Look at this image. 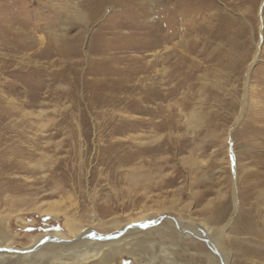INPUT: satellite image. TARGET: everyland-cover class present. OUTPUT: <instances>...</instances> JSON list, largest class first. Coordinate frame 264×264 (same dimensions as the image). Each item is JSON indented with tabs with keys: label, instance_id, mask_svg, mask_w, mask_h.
<instances>
[{
	"label": "rangeland",
	"instance_id": "1",
	"mask_svg": "<svg viewBox=\"0 0 264 264\" xmlns=\"http://www.w3.org/2000/svg\"><path fill=\"white\" fill-rule=\"evenodd\" d=\"M157 219L154 264H264V0H0L2 264Z\"/></svg>",
	"mask_w": 264,
	"mask_h": 264
},
{
	"label": "bare ground",
	"instance_id": "2",
	"mask_svg": "<svg viewBox=\"0 0 264 264\" xmlns=\"http://www.w3.org/2000/svg\"><path fill=\"white\" fill-rule=\"evenodd\" d=\"M171 34L172 33H169L170 36ZM166 58H167V55H166ZM233 172H234L233 182H234V194H235L237 190L236 189V184H237L236 166L233 169ZM237 201H238L237 197L234 196V202H235L236 209L238 207ZM168 220H169V223L174 228H176L179 234H182L183 236L193 238V239L196 238L197 240L199 239V237H202L203 239H205V241L210 245L212 249L211 258L217 257L218 255L217 252L221 251V243H219L217 239H214L210 235L209 232H206L204 229L200 228L199 226H195V225L186 227L184 226L182 221L178 222L171 218H168ZM231 221L232 220H230L229 223L223 229L228 227ZM66 226L71 230L74 229L75 228L74 220H71L68 218L66 222ZM159 227H160V219L155 220L154 223L142 222V223H139L138 225H134L130 227L127 226V227L121 228V230H118L117 232L112 233V235H110L107 238L106 242L102 241V242H105L103 243V245L102 243L98 244L99 242L98 243L95 242L96 244L94 242H88L89 240L81 241L85 234L78 235L76 237V240L78 242L75 244H72L71 242H66L65 239L60 238L58 236H51V235L49 236L43 235L41 237L37 236L34 240L37 243L31 245L28 249L25 250V252H35L37 250L46 252V254L42 255V259H45V257H47L50 260V264H112L113 258L116 254L117 255H127L128 258L136 260L139 264H146V261H148L147 264H154V260L157 259V255L155 256L154 254L155 253L154 252L155 242H153V240L152 241L147 240V234L148 235L152 234L154 230H157ZM187 228H189L191 231H187ZM147 229L150 230V232L145 233L146 237L145 238L143 237L142 240H137L136 238L137 236L133 237L134 235H139L140 233H143V231ZM179 234H178V237H179ZM88 237H90V239L92 238V236H88ZM100 239H106V238H100ZM2 241L7 242L8 237L4 233L0 232V245L2 244ZM149 243H151L150 248L152 249V252H153V254L151 255L150 253L147 254L145 251V244H149ZM12 253L13 252L5 250L4 248H1L0 246V264H2L3 262L7 260V258L5 257L6 255H10V257L15 256L16 258L17 255L12 254ZM147 256H148V259L145 258ZM63 257H66V259L71 257L73 261L71 263L64 262ZM166 258L168 257H165L163 259V262H165ZM35 264H41V262H38ZM168 264H171V263H168ZM223 264H229V257H226Z\"/></svg>",
	"mask_w": 264,
	"mask_h": 264
}]
</instances>
